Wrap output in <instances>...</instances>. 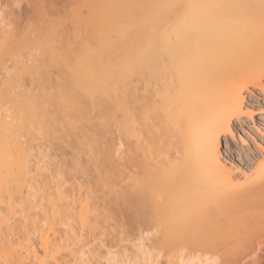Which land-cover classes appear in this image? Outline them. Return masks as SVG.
Wrapping results in <instances>:
<instances>
[{"label":"bare ground","instance_id":"6f19581e","mask_svg":"<svg viewBox=\"0 0 264 264\" xmlns=\"http://www.w3.org/2000/svg\"><path fill=\"white\" fill-rule=\"evenodd\" d=\"M13 2L70 20L0 26V264H158L227 234L238 252L264 222V151L240 181L220 144L264 95V0ZM115 208L161 230L153 247L88 225Z\"/></svg>","mask_w":264,"mask_h":264},{"label":"rangeland","instance_id":"374dc122","mask_svg":"<svg viewBox=\"0 0 264 264\" xmlns=\"http://www.w3.org/2000/svg\"><path fill=\"white\" fill-rule=\"evenodd\" d=\"M8 1L10 0H0V5L3 9V11L1 10L2 16L0 18V26H4L8 23V25L15 27L19 33H28L38 28L41 29V26L46 21L63 20L68 22L70 20L68 15L56 11L55 9H46L41 12L37 11L20 19H10L5 16V11L9 8L16 9V5L14 2L8 4ZM244 96V106L248 107L251 111V115H242L239 120H234L232 122V135L223 136L220 144V156L222 161L225 162L228 169H231L230 171L234 178L236 177L235 179L238 178L240 181L243 180L244 174L248 176L252 173L251 170L254 164L251 163V159H256V161L260 160V154L264 151V95H262L258 88L250 86L249 91L244 92ZM105 210L106 209L102 211L105 212ZM113 210L114 209H112V212L114 213L110 210L112 215L107 210L105 213L100 210L101 212H99V215L100 213L101 215L96 216L97 220L96 217H92L94 220L89 218L88 225L92 227V224L95 223V226L98 225L101 229H106L108 232L115 229L117 233H121V238L125 244H129L128 242H130V244L133 243L138 245L139 238H141L147 248L153 247V236H158L161 233L160 229L157 230V228L148 225V223L135 222L130 217L128 218L127 215L121 214L119 209L115 208V211ZM106 213L109 218L111 217V220L106 218L108 217ZM102 217H104L105 220H103L104 218ZM101 220L102 222H100ZM105 221H109V223ZM79 223L80 221L78 222L76 218L73 223L75 227H73L72 224L75 233H78L77 237H81L79 235L81 231L84 233H80L82 234V242L89 241L91 245L96 244L95 241L94 243L92 241L94 237H90L89 226L88 229L83 227L81 223L80 226ZM106 224L111 227H108ZM98 226L97 228H99ZM202 226L203 225L197 229L198 232H205L209 228L205 225ZM82 229H84V231ZM242 238V242L238 245L239 251L232 254L226 252L225 248V241L228 243L231 239L228 234L223 235V238L221 237L217 240L214 238L213 242L209 241L203 246L195 242L196 240L191 239L185 244H177L175 248L173 247L174 250L162 249L160 254H158V264H180L181 261L178 256L181 255V251L191 253L189 259H185L187 262H191V264H264V222H260L256 226L249 224L248 230L246 229ZM98 239H100V236ZM228 245L230 244L228 243ZM258 248H260L259 250L262 249V251L259 252ZM190 253L187 255H190ZM255 255L259 257L256 258ZM255 259L257 261L254 263Z\"/></svg>","mask_w":264,"mask_h":264}]
</instances>
